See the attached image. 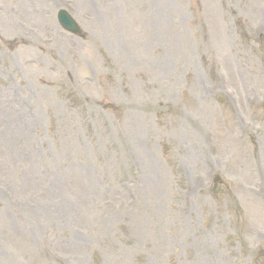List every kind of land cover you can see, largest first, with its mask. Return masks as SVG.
Wrapping results in <instances>:
<instances>
[{"label": "rangeland", "instance_id": "obj_1", "mask_svg": "<svg viewBox=\"0 0 264 264\" xmlns=\"http://www.w3.org/2000/svg\"><path fill=\"white\" fill-rule=\"evenodd\" d=\"M0 264H264V0H0Z\"/></svg>", "mask_w": 264, "mask_h": 264}, {"label": "water", "instance_id": "obj_2", "mask_svg": "<svg viewBox=\"0 0 264 264\" xmlns=\"http://www.w3.org/2000/svg\"><path fill=\"white\" fill-rule=\"evenodd\" d=\"M58 20L64 28L70 29L74 33H78L76 25L72 22V20L64 11H60L58 13Z\"/></svg>", "mask_w": 264, "mask_h": 264}]
</instances>
